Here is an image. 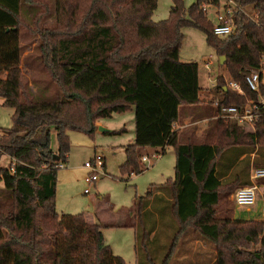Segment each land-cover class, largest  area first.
Wrapping results in <instances>:
<instances>
[{"label":"trees","instance_id":"obj_1","mask_svg":"<svg viewBox=\"0 0 264 264\" xmlns=\"http://www.w3.org/2000/svg\"><path fill=\"white\" fill-rule=\"evenodd\" d=\"M231 1L232 32L216 37L202 7L211 5L219 12L220 0H196L188 10L181 0H172L169 17L157 23L151 20L157 0H83L79 24L69 36L40 26L35 12L23 15L24 4L30 7L33 0H0V98L13 111L11 128L0 131V159L10 160L0 167V264H126L113 255L99 224L87 222L83 214H57L54 198L57 172L70 150L68 132L91 135L98 120L131 108L134 141L124 148L122 171L141 172L140 150L164 153L172 147L175 153L173 180L151 186L134 200L131 215L138 224L130 227L137 264H157L150 251L157 247L158 222L169 215L177 228L160 264L170 263L179 237L189 228L218 247L215 264H264V198L259 222L220 224L215 219L226 195L251 185L249 167L264 168V162L250 159L256 148L258 155L264 151V105L258 107L254 131L214 119L212 144L181 142L173 129L185 115L183 107L205 108L198 65L179 60L185 27L203 32L240 87L234 91L218 78L215 88L221 98L205 104L211 115L222 106L241 108L264 95V0ZM65 3L55 0L56 22L60 13L66 15ZM22 20L28 27L35 23L32 40L38 38L24 58ZM252 71L260 73L258 92L245 82ZM52 130L56 150L50 146ZM241 238L260 249H244Z\"/></svg>","mask_w":264,"mask_h":264},{"label":"rangeland","instance_id":"obj_2","mask_svg":"<svg viewBox=\"0 0 264 264\" xmlns=\"http://www.w3.org/2000/svg\"><path fill=\"white\" fill-rule=\"evenodd\" d=\"M181 1L185 10H188L196 2V0ZM230 1L220 0L219 12L225 10V5L231 6V9H233L234 4L232 2L229 3ZM84 4L83 0H66L64 8L67 11L66 15L65 13H60L58 22L55 19V16H57L55 0H33L30 7L24 4L22 12L23 15L26 14V11L35 12L36 18L42 21L40 26L54 27L56 32L67 33V36H69L68 34L76 30L79 24L80 18L78 16L80 10L78 11V7L80 5L84 6ZM171 6L172 0H157V7L152 14L151 20L155 23L166 20L169 17ZM204 10L206 11V18L214 26L216 23L215 14L218 12L217 8L206 5ZM22 23L23 38L21 44L24 47V58L32 53L38 38L32 40V31L34 32L36 29L34 22L30 24V27L23 20ZM181 33L183 36L179 50V60L183 63L191 62L198 65L199 87L201 89L199 96L204 104L202 107L205 108L204 110L191 108L188 113L187 110H182L185 115L190 114L189 116L192 119L191 125L183 129L179 134L180 141L182 142L186 139L187 141L185 142L190 144H201L206 141L212 144L216 140L215 124L213 122L215 117L210 114V110H207L206 107L208 106L205 104L208 101L221 98L220 92L215 88L218 78H222L225 85L231 80L225 69L219 64V57L215 51L207 45L202 31L192 27H185L181 30ZM208 62H210L209 71L203 68V64ZM262 64L264 67V58ZM22 69L24 71V66ZM262 73L264 81V69ZM259 99H264V95H261ZM12 113L11 109L0 105V131L11 128ZM221 121L224 126L231 124L227 120ZM98 123L106 131H99L97 126L91 135L81 131L68 132L70 150L67 154L66 162L60 164L57 172L54 198L55 209L59 215L83 214L87 222L99 224L104 241L113 255L120 257L126 264H137L135 231L130 227L138 224L137 220L131 215L133 203L135 198L144 197L151 186L162 185L168 179L173 180L174 149L167 147L159 159L152 158L154 154L152 149L140 150L138 168L141 172H134V174H130V172L124 173L122 171V166L126 161L124 148L133 144L134 141L132 108L124 113L112 114L109 118L100 119ZM245 128L248 131H254L251 127L245 126ZM121 129H123V132L113 133ZM195 132H198V136L194 137ZM50 146L53 150L57 149L53 130L50 136ZM256 151L257 148L250 155V159H258L260 162H264V151L262 155H258ZM95 156L103 158L104 169L101 172L103 174L98 177L95 183L87 185L84 179L90 172L84 168V164L91 162ZM143 156H146L150 162H143L141 160ZM9 165V158L2 156L0 167ZM254 168L253 165L249 167L248 175H250L251 169ZM230 173L231 171L225 174L228 175L226 180H230ZM263 183L264 181L255 182L258 190L256 191V201L251 206L236 207L232 199L236 190L230 192L216 210L215 219L220 224L223 220L231 222L235 219L261 221L263 218ZM85 189H88V193H84ZM158 224L160 226L157 227V247L150 251L152 254L150 256L152 260L160 264L167 254L170 240L177 226L170 215L158 222ZM142 230V226L138 225L137 231L141 235L143 233ZM149 239L154 240L153 234ZM241 240L244 243V249H260L258 244L245 243L244 238H241ZM241 249L237 248L236 252H241ZM149 250H151V247ZM218 251L217 246L200 236L192 228H189L179 237L169 264H215L219 255ZM142 257H144V252L140 255V258Z\"/></svg>","mask_w":264,"mask_h":264},{"label":"built area","instance_id":"obj_3","mask_svg":"<svg viewBox=\"0 0 264 264\" xmlns=\"http://www.w3.org/2000/svg\"><path fill=\"white\" fill-rule=\"evenodd\" d=\"M231 2L232 1H230L229 3ZM205 6L206 5L203 6L204 9ZM231 13H232V9L230 6L228 9L222 10L221 12H217L215 14L216 23L213 27V34L216 37H225L232 32L233 25H232ZM209 66H210V62L203 64V68L207 71H209ZM260 80L261 78L259 71H252L245 78V82L248 85L249 89L255 92L259 91ZM226 86L234 91L240 92L239 85L232 81H229ZM260 105H264V99H260L258 102L248 101L241 108L234 106H222L218 111L216 119L234 121L239 125L251 127L253 129L255 122L259 118L258 107ZM161 154L162 152H156L152 155V158L159 159L161 157ZM141 160L143 162L149 161L146 156H143ZM84 168L90 172L89 175L84 179L85 183L87 185H91L95 183L98 180V177L103 174V173L101 174V172L104 169L103 158L100 156H95L91 162H87L84 164ZM263 178H264V168L251 169L249 175V180L251 182V185L237 189L232 196L233 202L236 207L239 208V207L251 206L255 203L256 191L258 190V187L256 186L255 182ZM84 193H88V189H85Z\"/></svg>","mask_w":264,"mask_h":264},{"label":"crops","instance_id":"obj_4","mask_svg":"<svg viewBox=\"0 0 264 264\" xmlns=\"http://www.w3.org/2000/svg\"><path fill=\"white\" fill-rule=\"evenodd\" d=\"M2 102H3V100L0 99V105H2ZM191 108H192V107H183L182 109H183V110H187V113H188V112H190ZM189 115H190V114L184 115V116L182 117V119H181L180 122L175 123V124L173 125V129H174L176 132H179V131H180V132L177 133V134H180L181 131H182L183 129H186V128H188V127L191 125L190 122H191V119H192V118H191ZM216 116H217V115H216ZM216 116H214L215 118H213V119H216ZM181 122H182V123H181ZM97 126L100 127L98 122H97ZM197 134H198V132H195V135H193V136H194V137H195V136H198ZM189 136H190V134H189ZM152 150L154 151L153 153L158 152V150H155V149H152Z\"/></svg>","mask_w":264,"mask_h":264},{"label":"water","instance_id":"obj_5","mask_svg":"<svg viewBox=\"0 0 264 264\" xmlns=\"http://www.w3.org/2000/svg\"><path fill=\"white\" fill-rule=\"evenodd\" d=\"M224 60H225V58L223 56L219 57V64L222 65ZM98 129H99V131H102V132L106 131L105 129H103L101 127H99Z\"/></svg>","mask_w":264,"mask_h":264}]
</instances>
